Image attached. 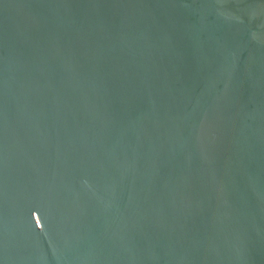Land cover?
<instances>
[{
  "label": "water",
  "instance_id": "1",
  "mask_svg": "<svg viewBox=\"0 0 264 264\" xmlns=\"http://www.w3.org/2000/svg\"><path fill=\"white\" fill-rule=\"evenodd\" d=\"M0 264H264V0H0Z\"/></svg>",
  "mask_w": 264,
  "mask_h": 264
}]
</instances>
